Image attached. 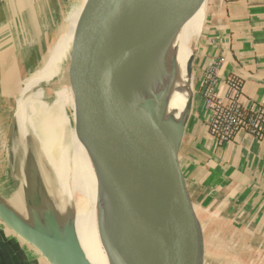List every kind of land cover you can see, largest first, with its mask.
Masks as SVG:
<instances>
[{"label":"water","instance_id":"water-1","mask_svg":"<svg viewBox=\"0 0 264 264\" xmlns=\"http://www.w3.org/2000/svg\"><path fill=\"white\" fill-rule=\"evenodd\" d=\"M204 3L206 12L207 0H87L81 15L69 79L77 130L97 178L99 232L113 264H202L208 247L179 164L200 36L185 64L192 93L184 120L164 117L174 70L171 37ZM13 121L14 174L21 137L14 114ZM28 163L38 199L19 211L0 198V222L48 264H91L75 234V211L64 203V211L53 212L31 155Z\"/></svg>","mask_w":264,"mask_h":264},{"label":"crops","instance_id":"crops-1","mask_svg":"<svg viewBox=\"0 0 264 264\" xmlns=\"http://www.w3.org/2000/svg\"><path fill=\"white\" fill-rule=\"evenodd\" d=\"M66 2L0 0V118L9 116L16 98L18 109L29 76L56 36ZM208 69L215 70L220 96L234 76L242 83L240 105L264 110V0H207L192 66V110L179 152L187 195L207 246L218 244L226 260L252 264L264 260V137L240 132L219 145L209 136L210 114L200 88ZM1 123L0 198L11 206L3 198L19 187L22 161L18 153L13 174L10 138ZM0 264L48 263L0 222Z\"/></svg>","mask_w":264,"mask_h":264},{"label":"bare ground","instance_id":"bare-ground-1","mask_svg":"<svg viewBox=\"0 0 264 264\" xmlns=\"http://www.w3.org/2000/svg\"><path fill=\"white\" fill-rule=\"evenodd\" d=\"M87 0H69L63 21L39 66L29 76L15 122L21 139L28 138L36 152L45 178L43 159L54 172L55 181L50 199L58 198L60 206L52 203L54 213L64 211L73 194L75 203L73 227L78 242L91 264H113L102 242L97 213V178L90 152L77 130L75 92L69 79V63L76 30ZM205 3L190 13L178 25L170 43L174 54V70L165 107V118L184 120L185 105L192 93V81L185 75V64L192 54L191 45L200 36L205 23ZM41 84H48L53 100L47 103ZM48 93V92H47ZM67 142V147H62ZM40 150V152H39ZM42 157H41V155ZM32 167V166H31ZM33 174L27 173L9 202L16 210H24L25 201L34 202ZM47 180V179H46ZM58 193L56 196L54 191Z\"/></svg>","mask_w":264,"mask_h":264},{"label":"built area","instance_id":"built-area-1","mask_svg":"<svg viewBox=\"0 0 264 264\" xmlns=\"http://www.w3.org/2000/svg\"><path fill=\"white\" fill-rule=\"evenodd\" d=\"M217 78L214 69L204 72L201 96L210 114L207 129L209 136L219 145L234 141L244 132L261 140L264 137V110L260 107L243 108L239 103L242 83L236 77L225 82L226 91L220 96L216 91Z\"/></svg>","mask_w":264,"mask_h":264},{"label":"rangeland","instance_id":"rangeland-1","mask_svg":"<svg viewBox=\"0 0 264 264\" xmlns=\"http://www.w3.org/2000/svg\"><path fill=\"white\" fill-rule=\"evenodd\" d=\"M69 0H67L66 3H68ZM67 6V4H66ZM64 17V16H63ZM63 21V19H62ZM55 38V37H54ZM53 42V41H52ZM195 46V45H194ZM194 46L192 45V47L194 48ZM9 64V62H8ZM22 74L20 73L19 77ZM43 91L45 94V101L47 103H51L53 100V95H52V91L49 87H43ZM48 92V93H47ZM26 94V91H23V96ZM193 94H194V87H193ZM18 98H16L17 100ZM16 100L12 103V110L9 114V116L7 117H1L0 118V122L3 121V123H1L4 128L5 131L7 132V138H10V131H11V127L14 124L13 121V114L15 111V106H16ZM15 118V116H14ZM62 147H67V142H62ZM27 150V151H26ZM40 152V150H39ZM32 156V159L34 161V164L37 167V170L40 173V178L43 184V188L45 189L46 193H48L51 196V193L53 191V183L55 181V175L54 172L51 170V168L49 167V165L47 164V162L43 159L41 153V157H42V162H43V166H44V172H45V178L42 175V167H41V163L38 159V156L36 154V152L33 150V148L30 145V142L28 140V138L25 139H21V149L19 151V157L22 161V176L19 177V179H21V181L23 180L24 176L26 175V173L29 170V166L30 164L28 163V156ZM2 168V165L0 166V169ZM0 175H2L0 173ZM47 179V180H46ZM20 181V180H19ZM21 183V182H20ZM20 186V185H19ZM15 192V193H14ZM14 192H12V188L7 192V196L4 197L3 199L8 201L10 200V196L14 193V195L19 194V188L17 186H14ZM56 196L58 193H56V190L54 191ZM78 200V195L76 193H74L73 197H72V202H70V209L72 212L75 211V203ZM52 202L55 205H59L60 206V202L59 199L56 197L52 200ZM25 217V214H21ZM242 253H240L241 255ZM202 264H239V262H235V261H231V260H226V256L223 253L221 247L218 244H214L210 242V247L208 246L203 254V258H202ZM248 264H251L250 262ZM252 264H264V260L263 259H258L257 261H253Z\"/></svg>","mask_w":264,"mask_h":264},{"label":"flooded vegetation","instance_id":"flooded-vegetation-1","mask_svg":"<svg viewBox=\"0 0 264 264\" xmlns=\"http://www.w3.org/2000/svg\"><path fill=\"white\" fill-rule=\"evenodd\" d=\"M25 87H26V84H25Z\"/></svg>","mask_w":264,"mask_h":264}]
</instances>
